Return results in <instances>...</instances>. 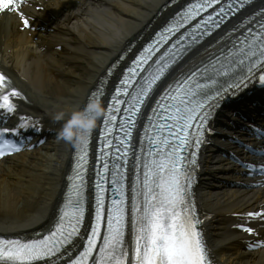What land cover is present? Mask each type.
Here are the masks:
<instances>
[{
	"label": "snow or ice",
	"instance_id": "obj_1",
	"mask_svg": "<svg viewBox=\"0 0 264 264\" xmlns=\"http://www.w3.org/2000/svg\"><path fill=\"white\" fill-rule=\"evenodd\" d=\"M251 2L184 0L116 86L103 118L94 180L88 178V141L76 145L63 203L47 226L0 235V264H216L206 239L208 217L201 219L194 199L198 153L224 102L255 82L264 86V7L211 38ZM27 7L43 9L29 0H0V11L18 16L23 29L34 19ZM12 97L22 93L0 73V109L15 113ZM149 106L137 149L133 133ZM114 109L124 115L121 135L110 139ZM19 127L39 131L23 117ZM252 132L258 146L232 139L260 161L235 154L233 160L246 174L264 176V128L253 126ZM15 134L17 127L0 129V157L20 150L9 138ZM231 215L240 221L232 228L250 234L247 247L264 248V205Z\"/></svg>",
	"mask_w": 264,
	"mask_h": 264
},
{
	"label": "bare ground",
	"instance_id": "obj_2",
	"mask_svg": "<svg viewBox=\"0 0 264 264\" xmlns=\"http://www.w3.org/2000/svg\"><path fill=\"white\" fill-rule=\"evenodd\" d=\"M40 1L54 15V19L44 16L54 38L46 40L41 51L35 46L34 34L20 27L18 16L0 11V65L14 74L32 101L33 111L49 116L63 111L67 119L74 108L81 107L98 75L126 40L142 30L164 0ZM25 11L37 18L30 7ZM57 41L63 43L62 50H51V43ZM69 145L52 139L0 163V232L28 231L47 221L67 170ZM204 161L209 176L204 177L199 196L205 206L219 214L249 206L252 195L215 188L211 180L220 175L218 170L228 169L229 163L212 152ZM222 229L223 218L209 220L208 236L222 263L264 264V250L244 253L232 242L234 235Z\"/></svg>",
	"mask_w": 264,
	"mask_h": 264
},
{
	"label": "clouds",
	"instance_id": "obj_3",
	"mask_svg": "<svg viewBox=\"0 0 264 264\" xmlns=\"http://www.w3.org/2000/svg\"><path fill=\"white\" fill-rule=\"evenodd\" d=\"M105 114V107L99 97L90 98L83 108H74L67 119L63 111L56 112L53 119L63 120L56 132L57 140L80 145L87 143L97 127L98 120Z\"/></svg>",
	"mask_w": 264,
	"mask_h": 264
}]
</instances>
